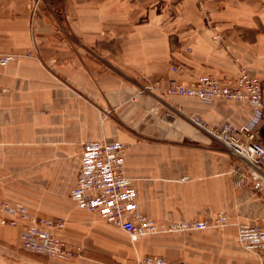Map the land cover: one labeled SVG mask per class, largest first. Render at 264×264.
Returning a JSON list of instances; mask_svg holds the SVG:
<instances>
[{"label":"crops","instance_id":"obj_1","mask_svg":"<svg viewBox=\"0 0 264 264\" xmlns=\"http://www.w3.org/2000/svg\"><path fill=\"white\" fill-rule=\"evenodd\" d=\"M46 1L32 11L35 0H0V58L19 55L0 63V193L19 192L9 180L18 178L68 176L71 189L82 143L118 140L149 217L210 223L223 210L229 225L131 242L71 203L56 217L64 220L58 235L82 248L73 264H127L135 253L173 264H260L238 245L234 224L264 220V182L257 186L243 158L189 119L239 125L251 108L143 87L227 79L241 68L264 84V0ZM177 64L184 69L173 70ZM7 226L0 224L3 245L19 240L18 228ZM102 244L109 252L97 253Z\"/></svg>","mask_w":264,"mask_h":264},{"label":"built area","instance_id":"obj_2","mask_svg":"<svg viewBox=\"0 0 264 264\" xmlns=\"http://www.w3.org/2000/svg\"><path fill=\"white\" fill-rule=\"evenodd\" d=\"M39 1L32 3V11L37 10ZM225 49H228V45H225ZM18 56L4 55L0 63ZM183 69L180 64L173 66L175 71ZM143 88L205 102L234 100L247 104L251 108V115L239 125L225 121L218 126H209L196 114L189 119L222 142L232 153L243 158L252 169L250 175L257 186L264 182V84L258 77L241 68L227 79L200 75L188 82L168 79L164 86L154 81ZM125 148V143L114 139H89L82 143L78 170L69 192L76 206L96 213L105 222L127 233L133 241L162 231L184 232L229 225L223 210L216 212L210 223L194 219L163 222L149 217L140 209L131 180L125 174ZM0 224L18 228L20 244L25 251L64 259H72L80 254L79 247L58 235L64 226L62 217L50 218L32 213L25 204L11 203L1 195ZM234 226L238 245L253 253L260 264H264V220L237 222ZM133 264L173 263L164 256L148 254L137 257Z\"/></svg>","mask_w":264,"mask_h":264},{"label":"rangeland","instance_id":"obj_3","mask_svg":"<svg viewBox=\"0 0 264 264\" xmlns=\"http://www.w3.org/2000/svg\"><path fill=\"white\" fill-rule=\"evenodd\" d=\"M47 3L50 4V2L42 0V2H40L38 5L37 10H45L47 8ZM55 4L59 3L56 2ZM9 180L11 182L16 181V183H18L20 188L19 192H16L12 188H9L4 190L3 193H0V195L4 199H14L16 200V202L25 204L29 211L32 213L48 217H56V215H61L63 211H65L66 208L71 205V203L75 205L69 196L71 178H68V176L59 179L18 178ZM121 231L122 230L120 229V232ZM122 232L124 233V236L126 235L131 241L129 235L124 231ZM159 233L177 234L182 232L162 231ZM147 236L150 235L142 236L140 238ZM118 239L119 244L124 243L123 236L118 235ZM71 243L74 242L71 241ZM74 244L79 247L80 251H82V248L77 243ZM97 247L99 248V252H97L99 254L104 253L103 251L109 252V250H107V247L104 244H102L101 246L99 245ZM118 252L120 253V250H118L117 253ZM137 257L142 256H137L135 253L130 263L127 264H133V261ZM74 259L76 258L64 259L60 257L48 256L44 254H37L25 251L21 247L20 241L17 240L16 235H12L11 240L6 241L4 245L0 244V264H73Z\"/></svg>","mask_w":264,"mask_h":264}]
</instances>
